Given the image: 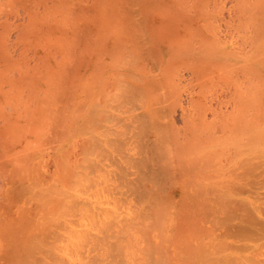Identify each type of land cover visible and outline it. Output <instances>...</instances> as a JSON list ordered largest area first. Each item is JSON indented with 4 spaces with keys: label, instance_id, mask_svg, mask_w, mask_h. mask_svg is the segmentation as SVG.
I'll list each match as a JSON object with an SVG mask.
<instances>
[{
    "label": "bare ground",
    "instance_id": "1",
    "mask_svg": "<svg viewBox=\"0 0 264 264\" xmlns=\"http://www.w3.org/2000/svg\"><path fill=\"white\" fill-rule=\"evenodd\" d=\"M0 264H264V0H0Z\"/></svg>",
    "mask_w": 264,
    "mask_h": 264
}]
</instances>
